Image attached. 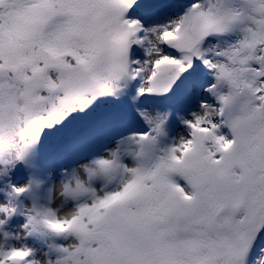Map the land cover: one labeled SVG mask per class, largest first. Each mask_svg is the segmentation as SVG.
Instances as JSON below:
<instances>
[{"label":"snow or ice","instance_id":"6c2138e0","mask_svg":"<svg viewBox=\"0 0 264 264\" xmlns=\"http://www.w3.org/2000/svg\"><path fill=\"white\" fill-rule=\"evenodd\" d=\"M0 264H264V0H0Z\"/></svg>","mask_w":264,"mask_h":264}]
</instances>
